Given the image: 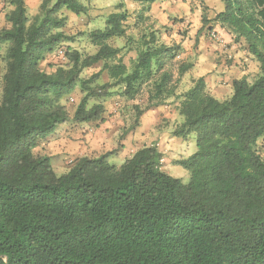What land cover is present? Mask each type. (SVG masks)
Masks as SVG:
<instances>
[{"label":"trees","instance_id":"obj_1","mask_svg":"<svg viewBox=\"0 0 264 264\" xmlns=\"http://www.w3.org/2000/svg\"><path fill=\"white\" fill-rule=\"evenodd\" d=\"M132 1L148 9L157 0ZM222 1L215 21L260 67L253 80L234 79L227 99L212 95L204 77L180 95L176 135L194 133L197 144L180 161L191 173L188 183L163 170L155 145L121 165L110 163L109 153L79 157L61 175L49 156L35 153L69 120L62 100L78 85L84 96L72 119L103 120L104 105L89 107V99L97 95L90 84L104 71L126 98L145 93L146 108L176 96L171 65L182 45L161 42L154 29L143 32L127 64L123 47L109 40L133 41L131 13L113 12L90 33L94 54L68 48L69 65L46 73L45 53L69 39L61 10L81 14L86 6L43 0L31 19L25 0L7 1L9 26L0 30V42L11 43L0 99V264H264V0ZM143 18L139 13L134 27ZM99 63L100 71L81 77ZM177 64L178 79L193 66ZM135 108L140 116L144 109Z\"/></svg>","mask_w":264,"mask_h":264},{"label":"rangeland","instance_id":"obj_2","mask_svg":"<svg viewBox=\"0 0 264 264\" xmlns=\"http://www.w3.org/2000/svg\"><path fill=\"white\" fill-rule=\"evenodd\" d=\"M94 1L81 0L86 5V11L81 14H75L66 8L61 10L60 16L65 19V25L62 29L69 39L58 43L53 51L45 53L44 59L40 62V68L43 71L54 73L58 69L68 66L69 60L66 57L68 48L76 49L84 56L94 54L97 51V46L91 42L90 33L92 30L102 29L106 25V20L103 19L91 21L97 3L107 7V12H105L107 17L109 16L107 13L116 11L120 3L125 5V8L128 7L129 11L133 13L128 23V34L132 35L133 41H128L127 38L123 37L109 40L111 45L123 47L122 54L127 64L131 65L137 57V41L142 33L151 32L154 29L160 41L168 45L181 44L182 42L178 43V41L183 37L182 41H186L187 45L185 49H181L179 55L185 52V59L179 60L177 58V63L184 61L193 66L178 79L179 64L174 62L171 68L175 76L176 96H170L163 104L150 108H146L145 93H141L135 99H128L122 95L124 86H111L112 80L109 78L108 72H102L100 77L90 84L91 89L97 95L89 99V107L102 103L104 105L103 120L80 123L72 119L76 107L84 96L80 85H78L75 91L62 100V103L68 108L69 115V120L65 123L68 126L66 132L79 129V125H83V128L88 127V131H102V137L99 139L103 141L101 143H104L102 147L103 145L107 147L103 154L109 153V162L116 165H121L124 162L118 155V151L123 147L122 141L128 136H131L132 141H135L134 136L137 135L136 142L131 146L133 149L138 150L146 145H155L163 154V170L181 179L182 182L188 183L191 173L180 161L191 156L197 150V144L194 133L186 138L176 135L177 129L183 122V117L178 109L181 101L180 95L189 89L195 73V78L204 77L206 89L212 95H218L221 100L227 99L232 94L230 85L232 81L242 76L253 80L259 72V62L243 44L233 41L226 29L221 27L220 22L215 21L216 14L221 8H224L222 0H191V12L188 15L183 13L170 16L169 22L164 25L159 22V18L151 14L152 4L146 9L140 4L135 6L128 3L124 4L123 0H96L95 3ZM165 1L177 5L176 0H157L155 4L162 9V4ZM1 4L0 30L9 26L6 21L9 6L4 0L0 1ZM38 13L29 16L33 19ZM139 13H143L144 18L143 20L140 19L138 26L134 27ZM182 23L183 25H181ZM10 50L11 43L0 42V99L3 96V77L7 71ZM102 66L103 63H99L84 69L81 77L88 79L93 73L100 71ZM135 105L144 109L140 116L137 115ZM141 126L143 132H140ZM71 135L70 137L75 138L74 131ZM39 147L42 148V141ZM258 147L264 156V144L260 142ZM35 151L36 154H39L41 149ZM64 154L72 156L71 152L68 151ZM90 157H94V155ZM69 169L68 167L66 171ZM61 172L57 171L58 174Z\"/></svg>","mask_w":264,"mask_h":264},{"label":"crops","instance_id":"obj_3","mask_svg":"<svg viewBox=\"0 0 264 264\" xmlns=\"http://www.w3.org/2000/svg\"><path fill=\"white\" fill-rule=\"evenodd\" d=\"M0 1H2V0H0ZM7 1L8 0H4L6 5L9 6V10H10V9H12V6L9 5V3ZM42 1L43 0H25L26 5H27V9H28V15L38 13ZM95 1H94V3H95ZM123 2H124V4L128 3V4L134 5V6L136 4H140V3L134 2L132 0H123ZM156 2L152 3L151 14H153L156 18H159V22L162 25L169 22L170 16L177 15V14L181 15L183 13H186L188 15V13L191 12V7H190L191 0H176L177 5H173L170 1H165L162 4V9H160L159 5L155 4ZM140 5L143 6L142 4H140ZM1 7H2V4L0 5V8ZM125 7L126 6L123 5L122 8H117V10L114 12H120L123 10L129 11L128 7L127 8H125ZM94 9H95V10H93L94 16L91 19L92 22L102 20V19L104 21L107 20V15H105V12H107L106 11L107 7H104V5L100 6L97 3V5ZM223 9L224 8H221V10H219V12L222 11ZM111 13H113V12H108L107 14L110 15ZM130 13H131V15L133 14L132 12H130ZM128 23H129V21H128ZM136 23H137V19H136V22L134 23V25ZM181 25H183V23ZM182 39H183V37H182ZM182 39H179L178 43L182 42L181 43L182 49H185L187 43H186V41H182ZM185 54H186L185 52H182V54L178 56V59L184 60ZM195 76L196 75L194 73V78H195ZM198 76H201V74H198ZM230 85H231V93H232L233 92L232 83ZM214 96L218 98V95L216 96L214 94ZM142 126L140 128V130H141L140 132H143ZM78 127H79V129H77V130H70L69 132H66V129L68 128L67 124H65V123L60 124L58 127H56V129L53 131V133H51L49 136H47L46 138L41 140L42 141V148L37 147L35 149V150L41 149V152L40 153L38 152L39 155H47L51 158L52 166L56 172L62 171L61 174H64L65 172L68 171V170L66 171V169L68 167L71 168V166L73 165L74 161L77 158L83 157V156L90 157L92 155H94V157H96V156L103 154L104 151L107 149V147L106 146L104 147V145L102 147V144H104V143H101L103 141H101L99 139L102 137V131H99V130L96 132H94L93 130L88 131V127L83 128V125H79ZM72 131H74L75 138L70 137V136H72L71 135ZM136 136L137 135L134 136L135 141H132L131 136H128L126 139H124L122 141L123 147L121 148L120 151H118V155L123 160L130 157L131 154L136 151V149H133L131 147L133 145V143L136 142V139H137ZM67 151L71 152L72 156L65 155L64 153H66Z\"/></svg>","mask_w":264,"mask_h":264}]
</instances>
